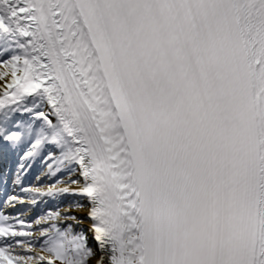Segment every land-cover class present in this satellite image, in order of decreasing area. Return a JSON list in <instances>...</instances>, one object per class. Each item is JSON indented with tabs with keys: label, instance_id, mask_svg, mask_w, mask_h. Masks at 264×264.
Returning a JSON list of instances; mask_svg holds the SVG:
<instances>
[{
	"label": "snow or ice",
	"instance_id": "6c2138e0",
	"mask_svg": "<svg viewBox=\"0 0 264 264\" xmlns=\"http://www.w3.org/2000/svg\"><path fill=\"white\" fill-rule=\"evenodd\" d=\"M9 152L0 264H264V0H0Z\"/></svg>",
	"mask_w": 264,
	"mask_h": 264
},
{
	"label": "bare ground",
	"instance_id": "6f19581e",
	"mask_svg": "<svg viewBox=\"0 0 264 264\" xmlns=\"http://www.w3.org/2000/svg\"><path fill=\"white\" fill-rule=\"evenodd\" d=\"M8 155H9V164H8L7 169H11L10 165L12 163H14V165H15V157L11 154V152H9ZM39 168H40V164H39V162H37V164L34 165V171H37ZM3 191H5L6 194H8L9 191H11V181H10L8 186L0 187V194H2L1 192H3ZM69 199H72V198L71 197L66 198L64 201L61 202V206L63 207L67 203V200H69ZM83 203H85V205L87 206L88 202L87 201H83ZM52 204H54V202L50 201L49 202V206L52 205ZM44 207H48V206H44ZM27 209H28V205H17L15 209H8V211L12 212L13 214H15L18 211H27ZM39 211H40V209H38V208L37 209H32L31 211H28L27 214L29 216H33V215H36ZM79 215L84 219V228L87 229V227L91 223V221L87 218L86 212H81V213H79Z\"/></svg>",
	"mask_w": 264,
	"mask_h": 264
},
{
	"label": "rangeland",
	"instance_id": "374dc122",
	"mask_svg": "<svg viewBox=\"0 0 264 264\" xmlns=\"http://www.w3.org/2000/svg\"><path fill=\"white\" fill-rule=\"evenodd\" d=\"M4 201V199L2 200V202ZM2 204V203H1Z\"/></svg>",
	"mask_w": 264,
	"mask_h": 264
}]
</instances>
